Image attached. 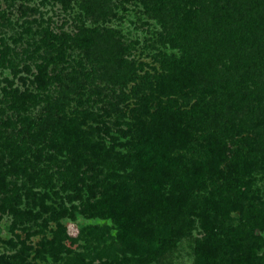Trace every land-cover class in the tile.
<instances>
[{
	"label": "rangeland",
	"instance_id": "obj_1",
	"mask_svg": "<svg viewBox=\"0 0 264 264\" xmlns=\"http://www.w3.org/2000/svg\"><path fill=\"white\" fill-rule=\"evenodd\" d=\"M62 1L0 0L1 164L9 162L3 144L19 145L25 152L20 161L25 166L23 174L5 176V169L0 168L5 183L4 188L0 187V260L8 264H72L80 255L87 264H116L129 258L115 239L117 225L105 214L94 215L91 206L101 200V192L116 193L115 184L119 181L116 176L126 178L135 163L134 147L128 144L131 139L121 138L113 125L121 112L124 113L122 120H128L125 114L132 106L129 98L137 90L134 85L140 82L143 73L161 76L173 70L180 56L186 67L200 73L203 87L211 93L201 95L197 89L195 93L181 92L172 97L176 109L192 116L189 128L193 135L185 148L171 152L170 157L176 158L179 164L173 167L172 181L164 190H175L176 181L183 175L182 168L188 170L193 163L206 164L210 160L211 138L226 153L227 158L218 169L230 178L224 183L217 175L205 174L202 188L192 191L178 216L168 223L166 216L153 215L150 238L142 235L139 228L125 237L134 238L143 250L146 260L143 264H195L196 245L206 235L196 216L200 201L210 196L215 199L228 196L241 203L243 209L241 213L230 212L227 219L215 216L216 223H221L219 242L234 243L233 232L240 238L258 237L259 249L254 256L264 258V95L260 94L264 88L259 85L264 83V70L258 67L257 57L252 60L256 64V67L253 65L255 78L241 76L245 68L242 57L247 56L250 44H256L264 32V0H152L150 4L155 8L152 10L151 5L146 10L137 0H90L95 4L93 12L101 10L102 2L109 12L96 21L83 17L80 6L84 0H68L67 4ZM192 5L197 7H194L196 15L184 19L186 12L193 9ZM157 8H161L159 15L155 13ZM158 20L165 25L164 31ZM81 26L86 31L89 29L82 37L87 48L67 50L65 61L59 62L54 57V47H45L48 42L40 35L42 29L56 35L74 34L76 27ZM234 34L239 37L237 48L228 44ZM34 50L37 55L28 58ZM43 55L54 57V61L47 66V86L40 88L32 80L34 66ZM116 60L133 63L134 81L120 83L123 68H118L115 74L112 70ZM114 78L115 85L111 82ZM228 79L230 82L226 84ZM93 92L99 96H93ZM20 93L30 94L32 101L23 106L14 103ZM115 102L120 113L109 106ZM74 110H85L88 127L84 125L83 129L91 143L102 140L105 146H112L118 157L124 156L130 161L121 170L118 160L111 158L109 164L113 165L108 167L113 171L104 166L100 169L97 179L102 181V188L94 190L91 196L85 189L91 182L88 169L85 167L84 173L74 175L70 164L64 163V156L54 155L45 147L44 136L65 122V114L71 115ZM100 117L108 127V136L102 135L100 124L96 125ZM20 129L25 137L17 133ZM39 151L41 161L34 162L33 155ZM45 154H52L53 159L48 162ZM254 162L246 168V164ZM79 178L82 184L78 183ZM61 180L69 187H73V182L78 184L80 200L66 199L72 189H62ZM241 192H244L242 198ZM43 194L47 197H41ZM40 197L51 212L40 213L39 218L33 219L29 214L39 212ZM8 208L17 210L18 215H12ZM63 208L71 211L73 217H61L59 212ZM178 228L182 234L176 236ZM98 229L103 233L101 240L95 237ZM163 240L167 243L161 247L155 245ZM211 240L217 241L214 237ZM224 246L214 258L215 264L228 262L221 256L227 248ZM126 261L134 264L133 259ZM252 264L259 263L253 260Z\"/></svg>",
	"mask_w": 264,
	"mask_h": 264
},
{
	"label": "trees",
	"instance_id": "obj_2",
	"mask_svg": "<svg viewBox=\"0 0 264 264\" xmlns=\"http://www.w3.org/2000/svg\"><path fill=\"white\" fill-rule=\"evenodd\" d=\"M137 1L146 10H148L147 7L152 3V0ZM154 1L159 2V0ZM62 2L63 4H67L68 0ZM85 2H87L88 5L85 4ZM104 3L105 2H102V5H100V11H98V9L96 12H93L95 7L94 2L90 3V0H84L83 6H80V10L83 12V17L85 19H92L93 21H96L98 17H106L109 12ZM192 6L193 9L186 12L184 19H191L196 15L197 10L194 8L196 6ZM152 9L155 8L151 5L150 10ZM160 9L161 8H157V12L155 13L159 15L161 12ZM175 9L177 8H174V10ZM158 18L159 20L161 19L160 16H158ZM159 23H161L160 26L164 31L166 28L165 25L162 26V22ZM82 27L83 26L80 28L76 27L77 31L74 34L61 32L58 35L53 34L46 29H42L40 35L43 34L41 36L47 39L48 45L45 44V47H54V57L59 62H62L65 61L64 55L67 50L72 48H87L82 37L84 33L89 31V29L86 31V29H82ZM248 30H250L249 27ZM235 34L234 36L232 35V42L230 41V43H228L230 44L229 46H232L233 48L238 47L237 42L239 37H235ZM259 41H261V43ZM249 47L250 50H247L249 54L247 53L246 57L245 55L242 57V65L245 66V68L241 76L242 78L247 77L253 79L255 78L256 64L252 60L257 57L260 62L258 67L264 70V32H262L261 39H259L256 44H250ZM35 49H38V47H35ZM239 49L241 48L239 47ZM34 55H37L36 50L32 52L31 56L27 57H33ZM54 57L50 59V57H47L46 55L39 56L40 62L36 63L34 66L35 75L32 80L37 87L45 88L47 86V81L49 79L47 66L53 63ZM248 62L251 64H248ZM174 64L176 67L171 71L165 72L164 75L153 76L148 73H143L142 76H140V82L134 85L137 90L132 95L133 97L129 98L132 99V106L128 107L125 114L128 120L123 121L122 118L124 113H120L119 109H117V104L125 98L119 100L118 103L115 102L109 105L113 107L114 112L120 113L114 120L113 124L117 128L116 133H118L121 138H130L131 142H128V144L134 147L135 152V163L131 172L126 178H123L124 180L122 177L116 176L119 180L115 184L117 192L114 194L101 192L99 195L101 200H99L97 204L91 206L92 210L95 211L94 215L103 216V214H105L112 223L117 225V235L115 236V239L124 247L125 252H128L129 258H125L124 263L123 261H118L116 264H129L126 261L129 259H133L134 264H143L142 261H146L143 256L144 252L138 248L135 239L132 237H125L128 232L139 228L143 233H141L142 235L150 238L152 235V224L150 225L151 216L155 215L154 217H156V215L161 214L160 217L166 216V222L169 223L171 218H175L182 212V209L187 202V198L192 191L202 188L203 177L205 174L217 175V179L222 180L224 183L230 178V175H222L221 170L218 169V165L226 160V153L223 148L218 145L217 140L211 138L210 151L213 156L210 160L207 161L206 164L199 162L193 163L188 170L187 168H182L183 175L181 179L176 181L174 186L175 190L167 192L164 190L165 186L172 181L171 174L173 172V167L178 166L179 164L176 158L174 159L170 157L171 152L174 149L185 148L193 135V132L189 128L193 123L192 116H190V113L187 111L176 109L172 97H175L181 92L195 93L197 89H199L201 95L211 93V91L205 90L203 87V79H201V76L199 75L200 73L197 74L193 67H186L183 64V61H181V56L176 59ZM112 67V70L114 71V73L112 72L113 74L117 72L118 68H123L121 84L124 85L125 83L127 84L134 81L136 74L131 61L126 63L119 61L118 63V60H116L115 65ZM76 69L78 70V68ZM81 75L83 76V74ZM262 75L263 74L261 73V76ZM19 79L22 82L24 81L23 78ZM110 79L111 78H109V80ZM115 80L116 78L111 80L114 85ZM229 82V79L225 81L226 84ZM259 85H261V87L263 85L264 88V83ZM262 92H260V94L264 95V90ZM92 95L95 97L99 96L97 92H93ZM15 96L16 95H14V97ZM102 97L106 98L103 95ZM15 99L16 101H14V103H19L23 106L26 103H29L30 100L32 101V96L30 94L20 93ZM108 109H110V107ZM65 115L67 116L65 117L66 121L62 122L58 127H53L51 133L48 136H44V138H46L45 147L53 152L54 155L64 156V163L70 164L69 169L72 170L74 175L79 176V173H84L85 167L88 169L90 172L89 174L91 175L88 179L91 180V182L86 185L85 189L91 196L93 195L92 192H94V190H101L102 181H98L97 176L103 166L108 167L113 165L109 164L111 158L115 161L118 160L117 162L119 163L121 170L128 167L127 165H129L130 161L127 157L126 159L124 156L118 157L117 152H114V149L111 146L112 144H110L111 147H108L105 146L102 140L94 143L90 142L87 137L88 134L85 129H83L84 125V127H88L86 124V118L88 116L85 110H74L71 115ZM96 121L97 126L98 124L102 126L103 130H100L102 135L108 136L109 130L105 125L104 118L100 117ZM121 125H124L125 128L122 129ZM97 126L96 129H99ZM17 133L21 137H25V132L23 130L20 129ZM39 136L41 137V140H43L42 136ZM125 143H123L124 146ZM18 146H13L12 144L2 145V149L9 157V162H5L2 165L1 160L3 156H0V168L5 169L4 173L2 172L5 176H16L17 174H23L25 171V166L20 165V161L23 159L22 153L25 152L20 146ZM51 159H53L52 154H45V160L50 162ZM259 159H261V156H259ZM33 160L34 162L41 161L40 151L33 155ZM251 164H255V162L248 163V166L246 164V168L251 167ZM31 165L32 168L35 167L34 164ZM82 166L84 169L81 171ZM107 170L113 171V169L111 170L109 167ZM28 179H32V177L29 176ZM61 181L62 189H72L71 194L66 195V199L70 201L80 200V188L77 186L78 184L73 182V187H69L65 181ZM234 181L238 182V179L234 178ZM82 182V178H79L78 183L82 184ZM108 185L110 184L108 183ZM0 187H5L4 176L2 175H0ZM131 191H133V194ZM243 193L244 192L240 193L241 198L243 197ZM25 195L27 196V194ZM41 197H47V194H43ZM41 197L38 200L39 212L32 215L28 213L33 219L39 218L40 213L51 212L50 208L42 203ZM241 205V203H238L233 199L231 200L228 196H222L216 199L210 196L208 198H203L200 201L196 216L199 218V224L206 232V235L204 240L196 245L195 264H215L214 258L218 255L221 247H225L224 245H227V248L221 256H224V260H228V262H225L224 264H252L253 260L261 264V260L264 261L263 257L254 256V253H256L255 251L259 249V245L256 242L258 237L253 236L254 238H250L249 235H245L240 238L236 236V234L234 235L233 232V238H236H234V243L228 245L227 243L223 244L219 242L221 223H216L215 216L227 219L229 213L232 211H238L241 213L243 209V206ZM8 210L11 211L12 215H18L17 210H12L11 208H8ZM59 214L61 217H73L72 212L67 211L65 208L60 210ZM145 222H147L149 226L148 224L145 226ZM232 231L234 230H231V232ZM241 231L243 232V229ZM175 234L176 236L182 234L181 229L178 228L175 231ZM250 234H252L251 231ZM102 235L103 233L101 232V229H98L95 232V237L99 240H101ZM212 237L217 241L212 242ZM164 243L167 242L165 240L157 241L155 242V245L161 247ZM49 253L52 255L51 252ZM73 261L74 263L72 264H87L80 255H77V258L73 259ZM0 264L8 263L1 258Z\"/></svg>",
	"mask_w": 264,
	"mask_h": 264
}]
</instances>
